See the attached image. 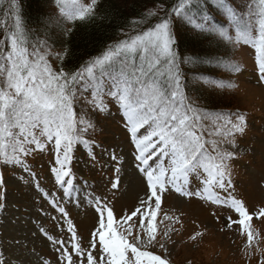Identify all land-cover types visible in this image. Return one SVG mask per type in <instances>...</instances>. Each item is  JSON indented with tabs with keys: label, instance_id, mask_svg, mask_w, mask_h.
<instances>
[{
	"label": "snow or ice",
	"instance_id": "6c2138e0",
	"mask_svg": "<svg viewBox=\"0 0 264 264\" xmlns=\"http://www.w3.org/2000/svg\"><path fill=\"white\" fill-rule=\"evenodd\" d=\"M55 2L66 21L85 22L98 18L95 6L99 0H91L88 6L83 5L81 0ZM10 3L12 28L0 40V188L4 187L2 169L5 167H19L35 179L25 158L34 151L44 152L48 145H52L59 165L53 169L56 183L70 197L72 184L66 183V178L71 175L69 165L74 147L82 145L90 151L92 142L84 139L82 134L95 127L91 121L78 119L74 111V101L79 98L75 86L80 85L81 91H92L93 99L89 103L95 111H109L102 99L105 95L117 102L136 148L135 166L146 178L149 189L148 199L142 201L147 207H137L120 221L114 219L111 209H107L105 219L101 202L95 201L100 219L98 228L92 234L90 250L72 245L80 264H170L147 250L160 244L153 222L167 192H175L186 199L195 197L233 210L239 218L233 221L229 217L228 228L231 229L233 224L240 225L241 235L247 234L246 247L252 248L254 232L250 230V222L253 216L247 212L242 201L231 195L225 199L216 191L230 193L234 189L229 162L236 157L230 152L221 151L217 141L212 142V151L216 155H211L202 136V121L209 118L222 120L228 129L223 137L235 147L234 137L246 133V117L237 114V120L233 122L228 114L213 115L192 104L183 88L171 18L162 19L147 31L110 47L102 56L91 61L84 71L67 74L62 70L55 72L51 67L49 58L52 53L47 43H31L19 0H10ZM196 4L197 0H179V4L172 9V15L188 22L199 33L215 35L233 45L253 47L257 52L259 81L264 85V0H250L246 13L234 10L225 0H215L235 31L234 37L226 29L211 27L207 16L201 23H193L192 9ZM149 15L157 13L150 11ZM0 24L7 26L4 21H0ZM185 62L195 64L198 58L188 57ZM216 67H224L237 74L242 71L240 65L224 64L222 60L216 63ZM204 83L221 90L238 87L220 80L205 79ZM216 134L221 135L219 128ZM201 172L204 174L201 180L203 188L194 193L189 190L190 178L194 175L199 177ZM118 185L119 181L113 182L114 189ZM53 206L61 215H66L55 202ZM138 215L139 229L130 241L132 228L125 227L124 232H120L114 225L124 226ZM261 216H264V209L256 218ZM145 220L149 221L147 227ZM175 223H180L179 217ZM68 230L73 231L71 224ZM140 230L144 231L146 239L141 240ZM164 235L170 238L168 232ZM202 235L197 233L191 240L196 241ZM52 242L61 246L64 243ZM97 244L100 248L94 256ZM160 247L164 249L163 244ZM63 259L67 260V264H73V257L68 255L67 249H64L61 264ZM0 264H3L2 260Z\"/></svg>",
	"mask_w": 264,
	"mask_h": 264
},
{
	"label": "rangeland",
	"instance_id": "374dc122",
	"mask_svg": "<svg viewBox=\"0 0 264 264\" xmlns=\"http://www.w3.org/2000/svg\"><path fill=\"white\" fill-rule=\"evenodd\" d=\"M81 3L88 6L91 0H81ZM249 3L250 0H236L234 8L246 13ZM48 12L61 16L59 8H50ZM218 17L221 18L220 15ZM41 18L40 23H48L46 16ZM174 31L177 34V28ZM51 53L49 63L57 72L59 51L51 50ZM234 58L242 69L240 73H222L215 69L213 74L225 78L227 84L237 85L235 89H217L214 85L204 83V78H192L191 83L207 93H221L227 100L233 101L232 110L216 111L213 115L228 114L233 122L237 120V114L246 117V133L234 137L235 147L223 137L228 129L222 120L213 121L209 118L202 121V136L207 141L205 147L211 155H216L212 151V142L217 141L221 151L230 152L236 157L229 162L234 189L230 193L216 191L225 199L231 195L242 201L247 212L253 216L250 230L254 232V245L250 249L246 247L247 234L241 235L240 225L233 224L231 229L228 228L229 217L233 221L239 218L233 210L195 197L186 199L175 192H167L153 222L157 228V240L166 251L160 244L147 250L168 260L170 264L264 262V216L256 218L260 210L264 209V85L259 81L257 52L253 47L237 45ZM75 87L79 98L74 101V111L78 119L91 121L95 126L94 130L82 134L93 146L90 151L82 145L74 147L69 165L71 175L66 178V183L72 184L70 197L56 183L53 169L59 165L52 145H48L44 152L34 151L25 158L35 179L19 167L2 169L4 187L0 188V196H3L0 199L3 209L0 211V260L3 264H61L64 249L73 257V264H80L72 245L90 250L92 234L98 228L100 219L96 200L101 202L105 219L107 209H111L116 221L131 215L137 207H147L142 204L149 196L146 178L135 166L136 148L117 102L110 96H103L109 111L100 113L89 103L93 99L92 91H81L80 85ZM218 128L221 135L216 134ZM203 178L202 172L199 177L192 176L189 190L194 193L202 190ZM115 181H119L116 189L113 188ZM53 202L66 215H61ZM177 217L180 223H175ZM70 224L73 231L68 230ZM144 224L147 227L149 221L145 220ZM114 226L120 232H124L125 227H131L133 236H129V240L132 241L139 229V215L124 226ZM166 232L170 238L165 237ZM197 233L203 235L192 241L191 237ZM139 235L141 240L146 239L143 230L139 231ZM53 240L63 241V246L54 244ZM99 248L97 244L94 256ZM249 252L250 255L247 254ZM63 264H67L66 259H63Z\"/></svg>",
	"mask_w": 264,
	"mask_h": 264
},
{
	"label": "trees",
	"instance_id": "16d2710c",
	"mask_svg": "<svg viewBox=\"0 0 264 264\" xmlns=\"http://www.w3.org/2000/svg\"><path fill=\"white\" fill-rule=\"evenodd\" d=\"M225 2L234 8L236 0ZM19 3L31 43H47L50 51L58 50L57 72L62 70L67 74L84 71L91 61L102 56L110 47L147 31L162 19L171 18L176 39L174 47L180 59L184 92L189 100L210 114L233 109V101L227 100L220 92L207 93L191 80L204 78L227 84L225 78L215 77L213 71L230 72L224 67H216V63L222 60L224 64H237L234 58L237 45L215 35L199 33L188 22L173 16L172 9L179 4V0H99L95 6L98 18L85 22H69L56 13L48 12L50 8H60L55 0H19ZM150 11L157 15H149ZM12 15L10 0H0V21L7 24L6 27L0 24V40L12 28ZM43 16H46L47 24L44 21L40 23ZM205 16L210 18L208 23L211 27L226 29L230 36H235L229 20L215 0H197L192 9L193 23H201ZM188 57H196L198 62L188 64L185 62Z\"/></svg>",
	"mask_w": 264,
	"mask_h": 264
},
{
	"label": "bare ground",
	"instance_id": "6f19581e",
	"mask_svg": "<svg viewBox=\"0 0 264 264\" xmlns=\"http://www.w3.org/2000/svg\"><path fill=\"white\" fill-rule=\"evenodd\" d=\"M60 9V8H59Z\"/></svg>",
	"mask_w": 264,
	"mask_h": 264
}]
</instances>
